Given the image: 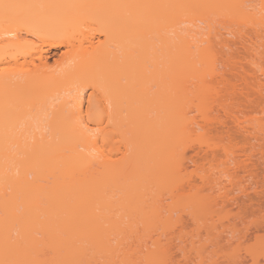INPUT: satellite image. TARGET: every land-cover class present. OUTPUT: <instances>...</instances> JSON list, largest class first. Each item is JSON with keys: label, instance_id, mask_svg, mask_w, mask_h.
I'll return each mask as SVG.
<instances>
[{"label": "bare ground", "instance_id": "bare-ground-1", "mask_svg": "<svg viewBox=\"0 0 264 264\" xmlns=\"http://www.w3.org/2000/svg\"><path fill=\"white\" fill-rule=\"evenodd\" d=\"M94 1L0 0V57L23 33L104 35L32 100L30 75L0 74V264L36 259V233L52 264H259L264 0Z\"/></svg>", "mask_w": 264, "mask_h": 264}, {"label": "rangeland", "instance_id": "rangeland-1", "mask_svg": "<svg viewBox=\"0 0 264 264\" xmlns=\"http://www.w3.org/2000/svg\"><path fill=\"white\" fill-rule=\"evenodd\" d=\"M112 2H113V0H112ZM94 5H98V0L94 1ZM23 36L26 37V39H24V40L26 41L27 45L22 50H20L19 52H17L14 55H5V56L0 57V74L1 73L2 74H9V75L12 74L10 76H13L15 73L16 75H14L13 78H17V77L20 78V76L22 75L21 79H23L27 75H30L31 81L29 82V88H27V89L30 90L29 96L30 97L32 96L30 98L31 100H32V98L39 97L42 92L44 93L45 91H49L50 88H53L56 84H61L66 78L65 77L66 65H68V64L74 65V62L76 60H78L80 54L84 53L85 51L88 53L89 51L92 50V47H91L92 45L96 46L97 43L100 44L102 42L101 40L104 41V39H103L104 35L103 34H99L96 30H92L90 28H87L84 25L80 26V30H72L71 33L67 34L65 42L58 47H50L48 45V42H41L36 37H33L31 35H27V34L23 33ZM98 40H100V41L98 42ZM41 53L44 55L43 60L46 59V61L48 63V65H47L48 67H47L46 71L43 73V75H40L38 77V79L35 80L34 75L37 73V69L40 67L39 57H40ZM60 60H62V61H60ZM122 81L125 82V79H122ZM82 88H84V89H82ZM82 88L81 89L79 88V90H83L82 91L83 93H81L79 90H76V91L74 90V92L72 91V92L68 93V94H70L69 96L67 93H66L67 94L66 96L65 95L63 96L64 92H62V95H60V93L56 94V96H55L56 98L52 99L53 102H50L51 101L50 100L47 103H45V105H46V107H48V109L44 105V107H45L44 109L47 111L42 113L44 111V109L42 110L40 115H42V114L43 115L39 116L40 122L37 120V122L35 121L34 125L36 126L39 124V127L41 125L42 126L47 125L45 127L48 131L46 129H45V131L48 132V134H49L48 121L52 117V114H51L52 109L50 111L49 108H55L58 105V103L60 104V102L67 96H68L67 100H69V99H71L70 101L74 100L75 103H76V101H78V99H76V98L81 96L80 100H82V106H83L82 115H84L82 117L83 118L82 120L85 119L86 121L87 120L89 121V119H87V117L85 116V115L88 116L89 111H90V108L88 106V98L90 97L89 95H91V93L94 92L95 95L97 94V96L100 97V100H103V99H101V96L103 94L101 91H98L101 89L100 87L96 91V90H94V88L91 84L86 85ZM41 90H43V91H41ZM78 92H80L81 95ZM94 93H93V96H94ZM78 95H80V96H78ZM92 100H89V101L91 102ZM100 100L98 99V101H100ZM74 101H73V103H74ZM93 101H95V100H93ZM104 102H99V103L102 104ZM48 103H50V106L52 104V107H50ZM69 105L72 106L73 105L72 102ZM85 107H86V109H87V107L89 109L87 114H86L87 111H86ZM88 118H90V116H88ZM86 124H89V122H87ZM84 125H85V123H84ZM36 129H37V127H36ZM242 144L243 143H241V144L239 143V146ZM245 147H246V145H245ZM219 224L221 225V223H219ZM219 224H218V226H219ZM218 228H221V226ZM240 259H241V257H240Z\"/></svg>", "mask_w": 264, "mask_h": 264}, {"label": "snow or ice", "instance_id": "snow-or-ice-1", "mask_svg": "<svg viewBox=\"0 0 264 264\" xmlns=\"http://www.w3.org/2000/svg\"><path fill=\"white\" fill-rule=\"evenodd\" d=\"M188 145L181 146L177 149V161H179L180 157L186 154V149ZM36 249H37V258L27 262V264H52V262L41 259V257H46L49 255V249L47 246L41 241L40 234L36 233ZM259 264H264V260L259 261Z\"/></svg>", "mask_w": 264, "mask_h": 264}]
</instances>
